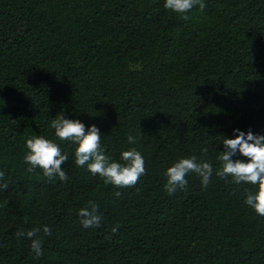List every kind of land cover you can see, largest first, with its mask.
I'll use <instances>...</instances> for the list:
<instances>
[{"label":"trees","instance_id":"obj_1","mask_svg":"<svg viewBox=\"0 0 264 264\" xmlns=\"http://www.w3.org/2000/svg\"><path fill=\"white\" fill-rule=\"evenodd\" d=\"M203 3L0 0V264H264V216L244 202L255 186L216 175L234 129L264 136V0ZM61 115L97 127L112 161L135 148L145 174L118 188L77 166L50 128ZM32 136L68 153L67 180L27 171ZM192 156L209 185L190 173L169 194L165 170ZM89 201L98 228L80 222ZM44 226L36 257L16 233Z\"/></svg>","mask_w":264,"mask_h":264},{"label":"clouds","instance_id":"obj_2","mask_svg":"<svg viewBox=\"0 0 264 264\" xmlns=\"http://www.w3.org/2000/svg\"><path fill=\"white\" fill-rule=\"evenodd\" d=\"M201 9L205 7L203 0H164V8L177 14H184L194 6ZM184 19H188L186 15ZM50 128L54 129V136L60 141L71 142L74 147L75 164L80 167L86 166L93 176H99L105 184L115 187H132L139 178L145 174V161L143 156L135 148L123 151L120 154L122 163L109 159L101 148V134L95 126H85L75 119H66L62 115L52 119ZM234 139L224 138L223 148L218 157L221 167L216 171L218 177H231L232 183H248L254 185L253 190L248 191L245 204L259 216H264V136L254 135L251 131L247 133L234 129ZM130 144L135 143L132 136L128 137ZM26 153L23 157L29 165L28 172L39 168L43 176L48 179H68L62 165L69 159L68 153L61 152L60 147L54 140L46 139L44 136H32L25 140ZM206 153L207 149H203ZM239 154L246 159L233 160L232 157ZM190 173L196 174L201 181L202 188L206 189L213 175L211 164L198 161L197 157L179 158L165 170L166 183L164 185L169 194L177 189H185L187 186L186 176ZM4 172L0 171V179ZM119 196V192L114 193ZM80 222L84 228L100 227L101 216L98 214V204L89 201L87 207L78 211ZM118 231L116 227L111 229L114 234ZM45 236L51 235L48 226L36 227L29 231L20 230L16 233L17 238L24 237L31 240L30 248L36 257L43 255V239L40 233Z\"/></svg>","mask_w":264,"mask_h":264}]
</instances>
